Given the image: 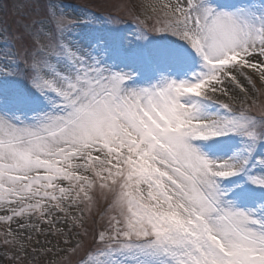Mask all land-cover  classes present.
<instances>
[{"label": "snow or ice", "instance_id": "6c2138e0", "mask_svg": "<svg viewBox=\"0 0 264 264\" xmlns=\"http://www.w3.org/2000/svg\"><path fill=\"white\" fill-rule=\"evenodd\" d=\"M147 7L34 17V0H14L15 27H0V260L44 264L53 249L24 241L70 237L94 176L119 219L68 264H264V115L219 98L246 99L248 69L264 87V0Z\"/></svg>", "mask_w": 264, "mask_h": 264}, {"label": "rangeland", "instance_id": "374dc122", "mask_svg": "<svg viewBox=\"0 0 264 264\" xmlns=\"http://www.w3.org/2000/svg\"><path fill=\"white\" fill-rule=\"evenodd\" d=\"M10 2L13 4L12 7L15 12L14 0H10ZM63 2L64 5H66L63 6V10L67 13V15L73 18L77 17L85 10H89L91 12L97 11L98 13L105 15L111 13L113 16H119L121 19L127 20L132 19L134 15H139L141 19H143L148 13V15H151V10L147 7V5L159 3L161 0H131L129 6L126 4L127 0H65ZM136 5L139 6L138 9L136 8ZM32 15L34 17L44 15L42 7H40L39 2L36 0H34V11ZM16 18L17 17L12 18L8 23V25L11 24L12 28L15 27L14 21ZM5 24H7V17L5 18L3 8L0 6V27H3ZM6 38L9 40L11 39L10 36L6 37L5 35H0V48L4 47V41ZM14 43L16 42L14 41ZM247 71L248 74L252 76L255 84L254 88H250L247 98L244 99L239 97L232 101L225 98L223 100L225 103H230L236 108H240L242 103L243 106L249 109L253 114L257 116L264 115V87H262L258 76L253 73V70L248 69ZM83 174L92 175L91 172ZM93 179L96 180V184L92 189L88 190L89 195L93 197V201L89 203V201L84 198L82 193L79 207L72 209V212L77 215L78 221L77 227L73 229V233L70 237L55 234V232L52 234H48L47 231L41 234L32 232L31 240L24 241L29 250L36 248L38 251H41L42 254L47 248L53 249V255L51 257L47 255L43 257L44 264H49L50 261H55L57 264H68L69 260L75 261L78 259L79 256L83 255V251L78 252L76 255L68 254L70 253L73 245L78 241L86 246H95L94 242L98 239V234H96L94 230V221H96V217L99 221H101L102 227L106 229L108 228L110 222L114 223V221H111V217L116 216L117 219H119L117 212L109 209V207L106 209V213L103 216H98L106 202L111 201L112 203L113 194L107 188L104 190L100 189L99 184L101 181L99 178L93 176ZM108 183L110 184L111 181H108ZM3 214L4 213L0 211V215ZM80 221H82V224L79 223ZM39 226L45 230L49 227L48 225ZM70 226L71 222H69L67 227ZM12 227L15 229L16 225L13 224ZM60 227H64L65 231H67V227L65 225H60ZM7 228V224L0 222V257H3L6 251L9 252V255L11 254L9 251L10 246L3 244V233L7 230ZM77 233H79V235H76ZM25 235H28V233H25ZM66 239L70 241L67 245L63 243ZM37 241H39V244H37ZM57 249H66L67 252L56 255L55 252ZM39 259L40 257H37V260ZM0 264H9V261L7 259H2L0 260ZM29 264H31V261H29Z\"/></svg>", "mask_w": 264, "mask_h": 264}, {"label": "bare ground", "instance_id": "6f19581e", "mask_svg": "<svg viewBox=\"0 0 264 264\" xmlns=\"http://www.w3.org/2000/svg\"><path fill=\"white\" fill-rule=\"evenodd\" d=\"M220 99H225L224 97H219Z\"/></svg>", "mask_w": 264, "mask_h": 264}]
</instances>
